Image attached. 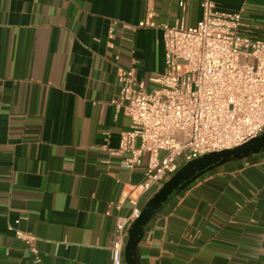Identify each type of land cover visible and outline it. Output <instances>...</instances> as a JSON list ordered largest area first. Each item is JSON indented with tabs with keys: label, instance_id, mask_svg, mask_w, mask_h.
<instances>
[{
	"label": "crops",
	"instance_id": "obj_1",
	"mask_svg": "<svg viewBox=\"0 0 264 264\" xmlns=\"http://www.w3.org/2000/svg\"><path fill=\"white\" fill-rule=\"evenodd\" d=\"M202 1L0 0V264L110 263L116 222L130 209L122 189L145 169L110 153L130 124L112 103L117 66L156 86L163 33L138 24L152 11L158 23L196 25ZM213 1L240 12L248 34H264V0ZM10 226L35 235L38 261ZM135 259L264 264V151L174 191L144 225Z\"/></svg>",
	"mask_w": 264,
	"mask_h": 264
},
{
	"label": "built area",
	"instance_id": "obj_2",
	"mask_svg": "<svg viewBox=\"0 0 264 264\" xmlns=\"http://www.w3.org/2000/svg\"><path fill=\"white\" fill-rule=\"evenodd\" d=\"M201 8L202 19L193 26L183 20L158 23L152 11L138 24L163 33L164 71L150 78L156 86L147 89L134 66H117L120 90L112 103L130 124L110 153L123 168L145 163V169L143 180L122 189L130 209L116 222L109 264H124L128 229L141 213L144 193L195 158L264 134V34H248L240 12L220 9L213 0H203ZM10 229L38 261L35 235Z\"/></svg>",
	"mask_w": 264,
	"mask_h": 264
},
{
	"label": "water",
	"instance_id": "obj_3",
	"mask_svg": "<svg viewBox=\"0 0 264 264\" xmlns=\"http://www.w3.org/2000/svg\"><path fill=\"white\" fill-rule=\"evenodd\" d=\"M261 151H264V134L232 148L206 153L180 167L176 173L153 194L142 207L138 218L130 225L124 248L125 264H138L135 259V249L141 238L144 225L174 191L182 189L213 167Z\"/></svg>",
	"mask_w": 264,
	"mask_h": 264
}]
</instances>
